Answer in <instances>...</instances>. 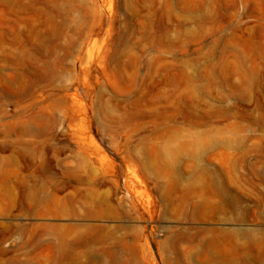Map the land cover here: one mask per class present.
<instances>
[{
    "label": "rangeland",
    "instance_id": "obj_1",
    "mask_svg": "<svg viewBox=\"0 0 264 264\" xmlns=\"http://www.w3.org/2000/svg\"><path fill=\"white\" fill-rule=\"evenodd\" d=\"M61 234L264 264V0H0V264Z\"/></svg>",
    "mask_w": 264,
    "mask_h": 264
},
{
    "label": "bare ground",
    "instance_id": "obj_2",
    "mask_svg": "<svg viewBox=\"0 0 264 264\" xmlns=\"http://www.w3.org/2000/svg\"><path fill=\"white\" fill-rule=\"evenodd\" d=\"M75 244L74 239H66L64 234H61L58 239V264H81L77 261L71 247ZM67 248L70 250L67 251ZM84 264H105L101 259H90Z\"/></svg>",
    "mask_w": 264,
    "mask_h": 264
}]
</instances>
